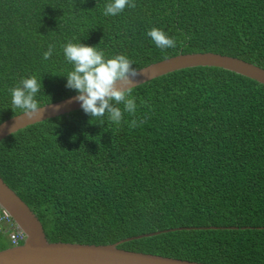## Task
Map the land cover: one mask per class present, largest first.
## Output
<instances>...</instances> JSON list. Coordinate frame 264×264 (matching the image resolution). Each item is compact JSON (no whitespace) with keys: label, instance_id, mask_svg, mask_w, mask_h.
Listing matches in <instances>:
<instances>
[{"label":"trees","instance_id":"1","mask_svg":"<svg viewBox=\"0 0 264 264\" xmlns=\"http://www.w3.org/2000/svg\"><path fill=\"white\" fill-rule=\"evenodd\" d=\"M109 2L0 0V122L22 112L12 109L9 91L22 78H42L40 105L77 93L64 76L73 68L63 52L70 40L96 46L106 58L125 54L136 69L198 51L264 68V0H134L135 8L106 16ZM153 27L174 37L176 47H156L147 35ZM49 45L54 50L44 60ZM132 97L136 113L124 112L119 125L107 116L100 124L80 108L0 140V176L49 240L106 244L181 226L264 227L262 83L197 66L136 85ZM134 119L137 126L129 127ZM252 227L173 230L119 247L264 264V229Z\"/></svg>","mask_w":264,"mask_h":264},{"label":"water","instance_id":"2","mask_svg":"<svg viewBox=\"0 0 264 264\" xmlns=\"http://www.w3.org/2000/svg\"><path fill=\"white\" fill-rule=\"evenodd\" d=\"M197 66L219 67L249 77L264 85L263 66L236 56L213 51L179 53L151 62L137 68L141 74L134 79L133 83L136 86L159 75ZM77 95L78 93L40 105L43 106L42 114L38 113L31 119L20 112L2 120L0 122V140L32 123L80 109V102L75 100ZM0 208L12 218L16 226L25 234V239L21 244L0 249V264H214L131 250L119 247V244L144 236L180 229L252 227L250 225L181 226L142 232L106 244L52 241L46 237L42 223L36 214L1 176ZM252 228L264 229L261 226Z\"/></svg>","mask_w":264,"mask_h":264},{"label":"clouds","instance_id":"3","mask_svg":"<svg viewBox=\"0 0 264 264\" xmlns=\"http://www.w3.org/2000/svg\"><path fill=\"white\" fill-rule=\"evenodd\" d=\"M126 7L135 8L134 0H110L103 14L116 16ZM147 35L161 50L176 47L175 38L158 27L148 30ZM53 50L54 46L49 45L43 53V59H50ZM63 52L66 60L73 65L72 70L64 75L67 78L66 87L78 93L75 100L80 102L86 114L92 119L100 118V124L104 123L103 118L107 116L108 123L117 125L123 120L124 112L135 115L137 105L132 97L133 81L141 73L133 67L134 62L127 55L116 54L106 58L104 51L96 46L71 40L63 46ZM42 87V78L38 80L35 75L22 78L9 89L12 109H21L29 119L38 113L42 114L43 106L36 99ZM120 104L124 106L123 111L118 107ZM136 126L135 119L129 123V127Z\"/></svg>","mask_w":264,"mask_h":264},{"label":"built area","instance_id":"4","mask_svg":"<svg viewBox=\"0 0 264 264\" xmlns=\"http://www.w3.org/2000/svg\"><path fill=\"white\" fill-rule=\"evenodd\" d=\"M0 232L6 233L11 246L19 245L25 239L24 232L16 226L12 218L1 208Z\"/></svg>","mask_w":264,"mask_h":264},{"label":"rangeland","instance_id":"5","mask_svg":"<svg viewBox=\"0 0 264 264\" xmlns=\"http://www.w3.org/2000/svg\"><path fill=\"white\" fill-rule=\"evenodd\" d=\"M0 242L6 247H10L11 246V244H10L8 238H7L6 233L2 234V232H0Z\"/></svg>","mask_w":264,"mask_h":264}]
</instances>
